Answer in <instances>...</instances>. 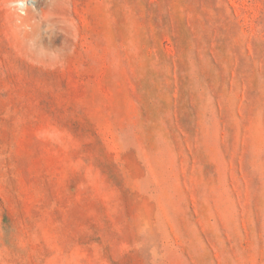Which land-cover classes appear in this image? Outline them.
I'll return each mask as SVG.
<instances>
[{
    "label": "rangeland",
    "instance_id": "rangeland-1",
    "mask_svg": "<svg viewBox=\"0 0 264 264\" xmlns=\"http://www.w3.org/2000/svg\"><path fill=\"white\" fill-rule=\"evenodd\" d=\"M0 264H264V0H0Z\"/></svg>",
    "mask_w": 264,
    "mask_h": 264
}]
</instances>
